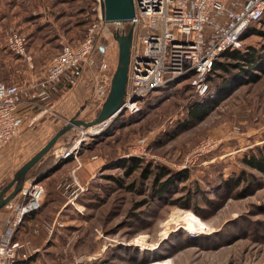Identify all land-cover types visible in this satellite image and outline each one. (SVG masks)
<instances>
[{
    "label": "rangeland",
    "instance_id": "1",
    "mask_svg": "<svg viewBox=\"0 0 264 264\" xmlns=\"http://www.w3.org/2000/svg\"><path fill=\"white\" fill-rule=\"evenodd\" d=\"M58 1L63 23L72 27L73 38L68 37L64 42L77 43L85 36L87 28L97 22L94 9L97 4L92 0ZM85 6L87 11L80 13L79 9ZM76 20L87 23L77 25ZM126 24L129 29V22ZM116 29V24L110 22L96 36L98 55H107L113 72L119 55L114 38ZM43 30L41 34L48 31L46 27ZM246 31L244 46L260 48L264 44V36L256 32H264V20ZM7 32L0 40V80L11 83L10 78L21 75L28 64L6 46L3 36ZM49 45V56L56 55L61 48L59 42L52 41ZM46 68H41L36 77H44L42 72ZM90 78L76 85L90 83L87 89L92 88ZM217 81L223 82V78ZM162 90L147 97L140 112L123 115L105 135L85 144L81 161L90 162L94 157V163L104 164V170L98 172L97 188L93 190L104 200L97 199L99 203L92 207L84 205L82 212L72 204L63 209L57 220L58 230L47 244L48 258L52 261V255L57 260L54 264H69L75 254L95 256L89 264H150L153 261L161 264H264V173L245 162V157L264 154V149H260L264 145V73L256 81L240 84L235 80L224 93L211 91L201 96L185 82ZM67 96L70 97L65 103L70 106L68 112L45 113L0 152V190L70 118L92 120L97 116L95 102L98 99L94 91L86 93L79 103L71 92ZM210 100L213 105L208 107L205 118L191 119V106ZM74 129L58 142L69 138ZM140 138H146L148 156L132 154ZM129 156L152 163L153 167L167 166L177 173L172 197H189V208L152 201L137 208V201L144 196L134 190L114 187L109 196L102 192V171L122 176L118 162ZM72 166L74 163L69 167ZM139 176L140 171H137L125 181L135 183L140 180ZM60 178L52 180L50 192L46 190L43 207L37 213L39 216L26 225L27 233L41 226L42 219L53 220L48 213L54 212V205L58 208L63 202L55 192L57 182L63 179ZM37 179L42 181L40 177ZM90 195L84 194L81 198L90 199ZM189 212L206 226L205 230L195 232L186 228V222L179 216ZM135 213L141 216L135 217ZM173 215H177L178 221L173 220ZM101 231L105 236H100ZM142 243H149V247L145 248ZM104 244L107 245L105 251L102 250Z\"/></svg>",
    "mask_w": 264,
    "mask_h": 264
},
{
    "label": "built area",
    "instance_id": "2",
    "mask_svg": "<svg viewBox=\"0 0 264 264\" xmlns=\"http://www.w3.org/2000/svg\"><path fill=\"white\" fill-rule=\"evenodd\" d=\"M96 4L97 22L88 27L79 42L61 43L44 77L31 82L30 86L0 80V152L19 136L27 119L31 121L27 118L28 111L46 110L44 101L59 81L64 80L70 88L92 73L98 79L95 96L102 102L106 98L113 70L105 54L97 64L96 36L110 22L101 18L100 0H96ZM134 6V16L126 21L129 27L134 26V37L124 102L101 122L88 127L75 126L68 144L52 149L58 162L76 159L86 143L103 135L120 115L140 112L145 99L156 91L187 80L197 94L207 95L210 91L208 75L216 59L226 50L243 48L244 32L264 16V0H134ZM126 22L116 25L120 31L125 30ZM5 42L13 53L31 59L25 33L9 30ZM207 144L208 141L203 142L199 148ZM133 148V155L148 156L146 138H140ZM73 179L76 182L73 189L71 182L58 183L67 203H75L80 191L98 182V172L83 185L75 176ZM19 195L21 200L11 203L13 213L0 234V264H16L19 256L27 258L34 252L29 250L30 240H18L15 234L27 216L42 208L46 187L37 177H27ZM34 232L38 233L39 229L35 228ZM99 233L105 236L103 231ZM102 248L106 249L107 245ZM94 258L75 254L69 264H89Z\"/></svg>",
    "mask_w": 264,
    "mask_h": 264
},
{
    "label": "crops",
    "instance_id": "3",
    "mask_svg": "<svg viewBox=\"0 0 264 264\" xmlns=\"http://www.w3.org/2000/svg\"><path fill=\"white\" fill-rule=\"evenodd\" d=\"M59 3L60 2H58V0H0V40L2 39V35H4L5 31L12 29H21L19 31L26 33L29 39L27 53L31 56V59L28 60L25 56L21 55V58L27 60L28 66L21 72V75L11 77V83L30 86L31 82L38 81L41 77L36 76L41 72L40 69L48 67L54 57L51 54L50 56L48 55L47 48L50 46L49 43L53 41L59 42L61 45L62 42L68 40V37L73 38L72 35H70V29L72 27L68 28L66 25L69 23H63V15L59 11ZM44 27H46L48 31L45 32V34L44 32L41 34L40 32ZM101 51L104 52V50ZM103 54L98 55V51H96L97 64L99 57L101 56L102 58ZM46 69L42 72L43 75L45 74ZM111 69H113L112 64ZM87 77H91L90 81L93 85L92 88L90 86L89 89L87 88L90 83L85 86L80 84L79 86L75 85L70 88H67V83L64 80L56 83V89L50 91L49 97L44 101L46 110L32 109L28 111L27 118H31V121L34 122L39 120L43 115H45V113L48 112L53 113L57 111L63 112L64 114L66 111L68 112L70 106L65 105V103L67 98H70L67 96L69 92L74 95V100H77L76 103H79V101L85 97L86 93L94 91V87L98 79L90 73L82 81L86 80ZM95 103V111L99 113L102 101L98 99ZM31 121L27 119L23 129L29 127L31 125ZM74 130L69 138L65 139V141H63V139L60 140L54 148L68 144L74 134ZM49 155L52 158L53 164L48 167V171L41 178L46 190L49 192L51 182L54 178H63H60L61 180H59L57 184L65 180L66 182L73 183L72 186L75 188L76 182L74 181L73 176H75V180L77 182L83 185L87 183L94 174L102 170L104 166L103 163H94V160L96 159L94 157L91 158L90 162H82L80 155L76 159L58 162L55 160L52 150ZM72 163H74V166L69 167ZM34 170L35 169L28 174V177H38L35 175ZM87 189L80 191L75 203H67V199L65 198L58 208L54 205V212L51 211V213H48L50 217L52 216L53 220L46 221L42 219L40 224L41 226L33 227V232L31 231V233L26 232V225L31 224L35 216H39L37 214L38 212L25 218L22 225L17 228L15 238L21 241L30 240L29 250H33L34 252L27 258H21L19 256L16 264H54L57 261L52 257V255H50L52 261L48 258L47 252L50 248L47 244L51 240L55 230H58L57 226L59 225V222L57 220L65 207L68 208L72 204L80 212L85 209V204H80L79 201L81 200H79V197L82 199L81 196L85 194L84 192L87 191ZM19 200H21V195L18 194L10 203L0 209V234L4 230L8 218L13 213L11 203L18 202ZM35 228L39 229L38 233L34 232ZM44 233L45 235H42ZM102 250L105 251L103 248Z\"/></svg>",
    "mask_w": 264,
    "mask_h": 264
},
{
    "label": "trees",
    "instance_id": "4",
    "mask_svg": "<svg viewBox=\"0 0 264 264\" xmlns=\"http://www.w3.org/2000/svg\"><path fill=\"white\" fill-rule=\"evenodd\" d=\"M60 1L61 2L69 1L70 3H72V1L74 2L78 0H60ZM93 2H96V0H92V3ZM86 11H87L86 6L83 7V9L81 8V11L79 9L80 13H84ZM71 14H73V12ZM263 20H264V16L258 22L261 23ZM75 23L77 25H80V24H85L87 22L85 20H83V22L76 20ZM125 30L127 31L128 27H125ZM256 32H258L257 35L264 36L263 31H256ZM244 34L242 36L243 40H244ZM83 38L84 36L81 39ZM100 61H101V56L98 59V64L100 63ZM222 72L226 74L222 75L221 74ZM258 72H260V74L264 73V44H262L260 48L255 46L245 45L241 49L226 50L221 54V56L218 59H216L213 71L208 75V80L210 83L209 93L211 91H215L217 93H224V90H226L230 86V84L233 83V81L235 80H239L240 84L245 83L246 81L248 82L256 81L260 76ZM218 78H223V82L218 83L217 81ZM184 82L187 83L189 86H191L189 81L186 80ZM178 85H172L171 87ZM212 101L213 100H210V102H207L206 104H202V102H198L195 105H192L189 110V116L191 117V119L203 120L205 116L208 114V110H209L208 107L213 105ZM125 114L128 113H124L120 115L115 120V122H117ZM115 122L110 126V128L105 133L110 131L116 125ZM105 133L103 135H105ZM260 149H264V145L260 147ZM83 150H85V145L80 150L79 153L80 157L83 153ZM49 153L50 151L45 156H43L41 160L34 167H32V169L28 172V174L32 172L33 169H35L34 170L35 175L42 178L44 174L48 171V167L53 164L52 158L49 155ZM69 159H73V158H69ZM245 162L248 165L252 166L253 168H256L264 173V154L261 157H256L255 155L249 158L245 157ZM118 166L123 170L122 176H116L111 173H105V171H102L101 173V177H103L101 179H104V183L103 185H100L102 186L100 187V190L104 192L106 195L108 196L110 195L111 188L125 187L130 191L134 190L138 194L144 196L143 199L137 201L136 203L137 208L146 205L150 201L160 202L163 204H172V205L177 204L189 208V200H188L189 197L182 196L177 199L172 197L174 190H176L175 181L178 179V176L177 173L175 174L174 171L169 167L167 166L153 167L152 163H145L140 158L132 157V156L122 157L118 162ZM137 171H140V176H139L140 180L136 181L135 183L127 184L125 178L126 177L129 178ZM28 176L29 175H27V177ZM63 182L66 181L63 180ZM138 182H140V185ZM96 186H97L96 183H91L87 189L89 192L85 193V194L91 193L90 199L86 198L89 201H85L86 199L84 198L80 199L79 197V200H81L86 205V207H92L94 204H98L100 198H102L97 190L93 192V190L97 188ZM55 192L60 196V198L62 199L66 198L62 194L61 190L58 188V184H56L55 186ZM101 200H104V198H102ZM138 215L141 216L140 213H135L134 216L136 217Z\"/></svg>",
    "mask_w": 264,
    "mask_h": 264
},
{
    "label": "water",
    "instance_id": "5",
    "mask_svg": "<svg viewBox=\"0 0 264 264\" xmlns=\"http://www.w3.org/2000/svg\"><path fill=\"white\" fill-rule=\"evenodd\" d=\"M101 18L116 25L129 21L135 14L134 0H100ZM134 37V26L129 29H116L114 38L119 47L118 62L113 72L109 92L102 102L101 109L92 120L72 117L49 141L31 156L15 173L12 180L0 190V209L10 203L23 189L28 172L43 156L53 149L58 140L75 126L88 127L111 116L123 104L126 94L131 46Z\"/></svg>",
    "mask_w": 264,
    "mask_h": 264
},
{
    "label": "bare ground",
    "instance_id": "6",
    "mask_svg": "<svg viewBox=\"0 0 264 264\" xmlns=\"http://www.w3.org/2000/svg\"><path fill=\"white\" fill-rule=\"evenodd\" d=\"M179 217H181L186 222V228H188V229H190L192 231L199 232V231L205 230V228H206V226L204 224H202V223H200L199 221L196 220L197 219L196 215L191 213V212H189V214H185V215L182 214ZM176 218H177V215H173V220H176ZM176 221H178V220H176ZM142 245L146 246V244H143V243H142ZM147 247H149V246H146L145 248H147ZM150 264H161V262L153 261V262H150Z\"/></svg>",
    "mask_w": 264,
    "mask_h": 264
}]
</instances>
